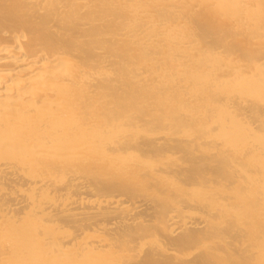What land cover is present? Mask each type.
<instances>
[{"label": "bare ground", "instance_id": "6f19581e", "mask_svg": "<svg viewBox=\"0 0 264 264\" xmlns=\"http://www.w3.org/2000/svg\"><path fill=\"white\" fill-rule=\"evenodd\" d=\"M0 264H264V0H0Z\"/></svg>", "mask_w": 264, "mask_h": 264}]
</instances>
